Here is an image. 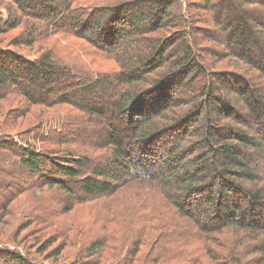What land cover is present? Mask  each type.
Instances as JSON below:
<instances>
[{
    "label": "trees",
    "instance_id": "trees-1",
    "mask_svg": "<svg viewBox=\"0 0 264 264\" xmlns=\"http://www.w3.org/2000/svg\"><path fill=\"white\" fill-rule=\"evenodd\" d=\"M7 1L13 6L7 17L0 14V34L21 26L12 40L16 49L33 47L53 27L112 56L118 69L74 68L49 49H39L32 60L0 49V100L13 93L29 109L66 105L76 113L65 119L62 133L43 136L38 115L35 129L26 132L37 129L40 144H56L52 152L45 146L35 153L12 140L0 144V210L20 194L46 187L56 196L49 202L39 196L32 206L41 213L36 219L50 228L62 213L59 203L68 201L72 209L109 198L119 187L138 193L156 185L159 203L179 218L170 227L188 228L178 241L170 240L162 210L148 214L145 226V217L142 227L128 224L124 263L140 264L146 257L149 264L151 255H137L153 234V249L171 252L167 260L179 258L175 251L184 243H177L197 235L204 236L212 264H264V0H219L232 16L228 32L220 27L215 0H188L187 18L180 0L88 8L74 0ZM202 26L220 35L218 40ZM227 36L230 45L223 42ZM207 39L216 44L204 45ZM130 44L140 47L139 54L130 52ZM162 79L166 85L158 87ZM105 244L85 245L86 257ZM43 259L24 249H0V264H48Z\"/></svg>",
    "mask_w": 264,
    "mask_h": 264
},
{
    "label": "rangeland",
    "instance_id": "rangeland-1",
    "mask_svg": "<svg viewBox=\"0 0 264 264\" xmlns=\"http://www.w3.org/2000/svg\"><path fill=\"white\" fill-rule=\"evenodd\" d=\"M125 1L132 0H74L73 4L75 3L74 5L80 8H88L103 7L105 5L118 4ZM180 1L185 4V6H182V14L187 18L186 4L188 0ZM218 1L219 0H215L213 2L215 4L213 9L220 14L221 18L219 20L221 21L220 24L222 23L220 26L221 29L228 32V23L232 22V16H226V12ZM9 6H13V3L7 0H0V14L3 18L7 17ZM49 29L50 30H47V34L40 35L35 39L33 47H22L18 49L13 47L12 40L17 38L20 32H22L21 26L11 31L3 32L0 34V49L14 51L28 60L35 59L38 56L39 49H49L54 51L62 64L69 63L74 68L81 66L92 72L101 73L116 71L118 69L112 56L95 50L85 39L70 35L63 29H54L53 27ZM204 30L207 35L214 40L215 38L218 40L220 37V35L217 33L215 34L211 28ZM161 32L163 31L160 30L159 33ZM164 32L168 37L169 34L167 33L169 30L164 29ZM132 40H134V37H132L130 41L132 42ZM231 40L232 39L227 36L223 42L230 45ZM202 43L204 45H211L214 42L207 39L202 41ZM214 44H216V42ZM130 46V52L137 51L139 54L141 50L140 47H134L132 44H130ZM221 49L222 47L219 48V50ZM260 50L264 55V49L260 48ZM216 51L218 52L217 49ZM165 79H162L157 86L161 85L163 87L166 85ZM170 79L171 78L168 77V81ZM188 80L190 81V79ZM170 88L173 89V86ZM168 91H170L169 87L163 90L162 93L166 94ZM74 114H76L75 111L66 105L50 108L31 107L29 109L22 103V100H20L16 94L12 93L7 99L0 100V144H5V141L12 140L13 142H17V144L21 145L24 149L31 151L35 150V153L41 151L45 146H48V151L52 152L51 149H57L56 144L52 142H47L43 145L40 144L41 139H39V136H35L37 129L30 132V135L26 132L35 129L33 126L37 124L35 118L38 115V121L39 123L41 122L39 126L40 129H38L43 136H47L51 132L58 134L62 133L65 119H67L69 115H71L69 118L74 117L72 116ZM21 135H24V137ZM60 135H63L62 137H68L66 134ZM74 145L75 144H63L60 148H65V146H67L71 150H79V148ZM92 151L91 149L88 153H92ZM50 158V161L54 160V158ZM55 161H57V159H55ZM15 177L21 179L19 174H16ZM23 180L28 181L30 179L25 175ZM155 187L156 185L151 189L146 185L138 193L132 190L131 187H119L117 193L109 198H105L99 202L91 200L90 202L76 205L72 209L69 207V202L64 201L63 203H59L61 208L60 212L62 213L55 218L53 227L50 228L41 224L40 221L36 219L41 213L38 212L36 208L34 209L32 204L39 196L44 202H49L52 196H56L54 193L55 191L46 187H41L39 189H33L30 193H22L14 197L10 203L8 202L6 210H4L3 207V209L0 210V249L3 247L18 251L24 249L40 259L46 258L43 259V261L48 264H126L124 263L126 261H124L123 257L129 250L128 244L126 243V230L128 229V224L134 223L138 227H142V222H139V220L145 217V226L146 218L149 216L148 214H156L153 213V211L157 210L163 211L162 215L166 217L164 218L166 219V227H170V221L175 220L174 223L178 222L179 218H174V212L166 210V208L159 203L158 192ZM145 202L146 204L144 205L143 203ZM64 212L67 213L64 214ZM162 215L160 218H162ZM182 220L184 224H188L184 219ZM186 226L187 225L179 226L175 229L171 226L169 230H166V232H169L167 233L169 239L178 241L177 236L184 233L181 229ZM61 231H63L64 237L59 236ZM133 235L132 233L129 238H134ZM210 236L212 235H209V237ZM212 238L216 237L213 236ZM203 239L204 236L198 240L196 235L195 238H188L177 243H184V247H178L175 252L178 251L180 256L177 260L172 261L167 260V258L170 257L171 252H169V249H171V247H167L169 254L164 249L160 251L153 249L155 237L153 234H150V236L140 244L137 257L141 258L144 255H151L152 260L149 264L154 260H156L154 261L155 264H191L192 261L195 260L200 262L199 264H212L211 261L215 259L211 256L209 257V255L206 256L207 250L205 247H202ZM103 241H106L107 244H105V247L99 254L93 257H86L87 252L84 250L85 245L88 246L91 243L96 244L97 242ZM49 243L50 245L47 247L44 254L38 256V250H42L44 246ZM16 244H18V246ZM59 248L60 250L62 248V250L57 255L56 251ZM214 250L217 249L214 248ZM162 251L166 252L168 255L162 254ZM159 252L163 256H160ZM166 255L167 257H165ZM160 257L164 259H158ZM145 259L146 257L140 264H146ZM183 259L186 262H181ZM135 264H139L138 259Z\"/></svg>",
    "mask_w": 264,
    "mask_h": 264
}]
</instances>
